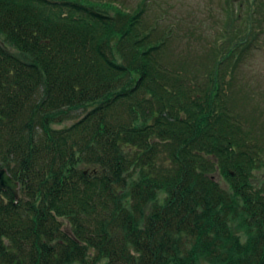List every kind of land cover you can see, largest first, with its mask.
<instances>
[{
    "label": "trees",
    "instance_id": "16d2710c",
    "mask_svg": "<svg viewBox=\"0 0 264 264\" xmlns=\"http://www.w3.org/2000/svg\"><path fill=\"white\" fill-rule=\"evenodd\" d=\"M143 20L115 2L0 0L16 53L0 45V169L19 185L17 200L0 189V264H264L262 126ZM238 47L212 49L214 69Z\"/></svg>",
    "mask_w": 264,
    "mask_h": 264
},
{
    "label": "rangeland",
    "instance_id": "374dc122",
    "mask_svg": "<svg viewBox=\"0 0 264 264\" xmlns=\"http://www.w3.org/2000/svg\"><path fill=\"white\" fill-rule=\"evenodd\" d=\"M93 1L120 3L123 10L130 12L137 8L142 9L144 29L148 31L151 27H157L168 32L164 35L167 41L162 51L168 55L171 62L178 65L187 64L188 68L195 67L198 69L196 72L201 69L199 75L203 89H207L205 85H210L209 76L215 73L217 77L214 85L221 90V94H227L225 95L229 99V103L226 104L228 110L240 116L244 125L255 135H258L257 132L262 126L264 136V0ZM103 13L109 18L114 15L111 11ZM235 43L239 45L236 51L231 50V54L225 58L226 63L214 69L217 61L224 56L221 53L222 55L215 57L211 50L217 48L216 52L218 50L223 52L224 49L229 50L231 44ZM0 45L8 52L16 54L3 43L2 37ZM212 54L214 65L213 61H207L203 64L204 68H200L203 58L211 57ZM228 90L232 95L227 93ZM73 115L71 120L54 125L53 128H67L81 119L83 113ZM216 179L220 180L218 176ZM263 183L264 164L252 169L249 179V185L254 189L261 188ZM233 228L236 233H241L236 225Z\"/></svg>",
    "mask_w": 264,
    "mask_h": 264
},
{
    "label": "water",
    "instance_id": "95a60500",
    "mask_svg": "<svg viewBox=\"0 0 264 264\" xmlns=\"http://www.w3.org/2000/svg\"><path fill=\"white\" fill-rule=\"evenodd\" d=\"M0 189L9 191L15 200L19 198V185L15 182L5 169H0Z\"/></svg>",
    "mask_w": 264,
    "mask_h": 264
}]
</instances>
